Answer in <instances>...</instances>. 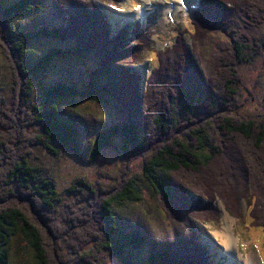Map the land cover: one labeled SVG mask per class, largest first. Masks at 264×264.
Masks as SVG:
<instances>
[{
    "label": "trees",
    "instance_id": "16d2710c",
    "mask_svg": "<svg viewBox=\"0 0 264 264\" xmlns=\"http://www.w3.org/2000/svg\"><path fill=\"white\" fill-rule=\"evenodd\" d=\"M240 2L245 4V30L233 43L223 44L211 55L210 66H205L206 79L192 80L187 55H183L184 40L180 39L169 51L174 59L156 70L145 102L142 96L140 100L137 83L116 78L133 53L132 49L126 51L125 43L141 41L136 34H122L108 48L100 34L91 35L82 20L71 19L64 26L18 37L9 32L7 19L19 13H39L42 0H17L1 11L0 46L13 58L16 96L6 99L0 94V264H11V249L17 238L27 242L37 264H70L64 249H69L70 255L77 254L85 264H103L106 252L128 264L132 251L147 242L140 231L124 225L116 208L143 200L141 186L130 173L135 160L141 162L143 179L158 205L180 225L194 231L193 219L219 222L221 211L214 205L218 194L231 216L239 217L246 203L255 216L253 225L264 227V118L231 110L243 81L239 71L242 55L258 56L263 51L251 31L264 22V9L256 14L253 9L259 5L253 0ZM233 3L240 10L237 1ZM211 8L205 1L203 12L208 15ZM202 18L198 37L213 28L205 16ZM74 38L79 41L74 49L77 55L99 53L87 88L64 84L37 88L36 83L55 57L64 53L49 50L32 62L28 57L30 43ZM101 78L106 82L101 83ZM32 88L38 93L37 103L31 102ZM105 96L126 118L96 136L90 162L120 137L126 163L111 186L78 178L69 190L75 199L68 203L65 214L59 208L53 180H42L36 172L35 150L45 148L50 155L62 150L78 153L77 126L62 117L60 103L80 99L104 103ZM175 104L181 107L186 121L176 124ZM55 142L59 144L56 148ZM186 192L199 200L193 201ZM193 236L179 237L173 245L153 247L145 256V264H211L205 248Z\"/></svg>",
    "mask_w": 264,
    "mask_h": 264
},
{
    "label": "rangeland",
    "instance_id": "374dc122",
    "mask_svg": "<svg viewBox=\"0 0 264 264\" xmlns=\"http://www.w3.org/2000/svg\"><path fill=\"white\" fill-rule=\"evenodd\" d=\"M16 1L0 0V21L3 17L1 11ZM236 1L240 6L238 12L227 9L224 4V2L233 3V0H208L212 8L209 14L204 13V16L208 24L213 27L212 30H207L205 35L200 36V40L198 39L196 42L193 40V36L185 35V54L183 55H187V67L192 80L204 81L208 74L207 69L203 68L204 64L199 59L198 52L202 50L206 63L209 64L212 52H219L221 46L227 42L233 43L232 41L237 38L239 33L245 30L242 19V16H245L243 12L245 4L242 5L240 0ZM253 1L259 5H257L259 9L254 8L253 12L262 14L260 9H264V0ZM149 2L155 3L160 8L159 11H148L147 25L142 30L135 25L122 27L124 20L128 19V23H132L135 22L134 19L140 17V9L133 11L132 4L134 2L132 3L130 0H42V10L39 13H19L9 17L7 19L8 30L14 36L22 37L26 33L38 32L44 28H58L64 26L71 19H79L83 21L91 35L100 34L108 48L115 41L116 36L128 33L129 36L136 34L142 42L139 40L127 42L125 40L126 44L124 41L126 51L132 49L133 53L130 58H127L129 64L121 67L120 76H116V78H124L130 83H137L140 100L142 96V100L145 102L146 93L154 84L153 81L155 82L154 77L156 69L159 68L158 65L162 61L167 65L174 59L173 53L166 56L167 52L163 51L165 47L172 46V43L178 38V34L175 32L177 25L172 24H180L182 21L179 0L172 1L177 10L174 7L168 8L164 5L163 0H137V4L140 5H147ZM192 7L193 3L190 4V8ZM171 12L174 14V22L169 18ZM226 22L231 23V26L227 27ZM134 31L136 32L133 33ZM251 34L259 40L263 51L258 56L248 51L249 54L242 55L239 61V71L243 81L237 87L238 94L231 105V110L234 113L253 118H264V22L253 27ZM78 45L79 41L75 38L68 41L41 39L30 43L31 51L28 57L32 62L49 50H60L64 53L62 57H55V61L53 60L52 65L36 83L37 88L57 84L74 86L77 89L87 88L89 74L98 65L99 53L93 51L90 54L79 56L74 53V49ZM151 63L152 66H150ZM148 67L154 69L153 76L150 84H144L143 75ZM13 71V58L10 52L0 46V94L6 99H10L13 95L16 96L13 90ZM100 82L105 83L106 78H101ZM156 83L158 85V81ZM32 98V103L38 102V93L33 88ZM60 104L62 117L77 126L79 152L62 150L58 155H50L45 148H37L33 165L42 180L49 178L53 180L59 208L66 214L68 213V203L75 199V195H71L69 190L78 178H84L87 182L95 185L102 183L104 186H111L116 183L118 173L126 163L123 140L120 137L115 138L112 145L104 149L94 162H90V151L100 132L108 129L115 122L121 123L126 117L117 112L115 102L108 96L104 97V103L80 99L64 100ZM173 111L176 124L179 121L187 120L179 104L174 105ZM58 145V142H55L53 147L56 148ZM130 173L141 186L143 200L137 203L129 202L124 206H116V208L121 211L124 225L133 231H140V234L146 236L147 242L140 249L132 251L133 257H129L128 264H145V256L153 247L173 245L179 237L182 238L190 234H193L194 240L205 248L211 264H264V248L259 247L256 250L253 249L252 253L251 251L247 253L248 259L244 258L240 249L239 239L247 236L243 224L244 217L251 213V207L248 208L246 203L243 204L240 216L232 218L225 210L227 206L220 199L221 196L217 194L214 204L221 210V212L219 211L221 215L219 222L195 221L192 226L194 231H192L188 225H180L179 221L171 219L158 205L151 189L143 179L139 160H135L131 164ZM185 195L193 201L199 200V197L192 192H186ZM201 199L208 202L202 196ZM226 233L232 235L234 240L229 244L224 243L223 237ZM255 236L258 240L262 239L257 231H255ZM227 246H233L234 257L228 252ZM11 252V264H37L33 251L21 238L14 240ZM69 252V249L63 250V254L66 255L64 257L69 259L70 264L72 260V264H85L81 257L77 254L70 255ZM102 261L103 264H127L122 257L113 256L109 252L104 253Z\"/></svg>",
    "mask_w": 264,
    "mask_h": 264
},
{
    "label": "bare ground",
    "instance_id": "6f19581e",
    "mask_svg": "<svg viewBox=\"0 0 264 264\" xmlns=\"http://www.w3.org/2000/svg\"><path fill=\"white\" fill-rule=\"evenodd\" d=\"M223 239H224V243L225 244H229L230 242H232V241H234L233 239H232V235L230 236V235H228L227 233L225 234V236L223 237ZM236 239V238H235ZM235 245V244H234ZM236 246V245H235ZM228 248H229V253L234 257L235 255H234V253H235V250H234V248H233V246H227ZM226 248V247H225ZM232 257V258H233ZM234 260V259H233Z\"/></svg>",
    "mask_w": 264,
    "mask_h": 264
}]
</instances>
